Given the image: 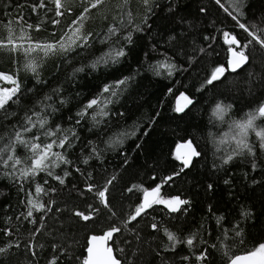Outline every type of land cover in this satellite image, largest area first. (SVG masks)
Returning <instances> with one entry per match:
<instances>
[{
    "label": "trees",
    "instance_id": "1",
    "mask_svg": "<svg viewBox=\"0 0 264 264\" xmlns=\"http://www.w3.org/2000/svg\"><path fill=\"white\" fill-rule=\"evenodd\" d=\"M44 2L46 8L34 11L33 5L39 0H0V36L7 34L5 25L19 29L17 18L23 16L27 23L42 26L38 32L30 30L33 39H59L83 7L81 0H68L71 13L56 17L51 0ZM221 3L236 14L232 0ZM120 5L118 0L107 11L93 9L97 15L84 24V31L94 34L91 46L66 56L58 53L45 58L38 76L25 70L23 55L0 51V72L16 73L23 90L20 103L9 107L15 115H0V136L10 135L26 112L39 110L40 102L58 109L50 117L51 126L74 129L78 136L67 150L71 163L54 170L64 177L63 184L40 173L24 182L25 190L21 191L19 184L0 169V246L20 244L0 256V264H49L53 256L59 257L57 264H82L88 237L103 234L113 223L122 231L109 243L114 250L123 249L117 252L122 264H201L196 257L204 249L208 259L202 264H227L225 245L238 255L264 242V151L255 133L250 131L248 137L256 148L255 156L245 152L224 163L235 147L234 122L245 120L264 102V50L255 46L247 64L235 72L226 71L208 84L215 67L228 68L230 46L223 33L236 35L242 43L248 39L215 0H151L148 6L140 0L123 10ZM240 10L244 13L242 22L264 27V0H243ZM128 11L132 13L131 24L125 15ZM53 19L60 23L53 24ZM114 25L118 31L106 38ZM136 26L142 31L134 30ZM129 33L131 43L126 39ZM113 48H123L126 55L118 63L91 67ZM81 68L83 71H77ZM125 77L130 79L119 96L112 97L114 102L107 106L109 115L97 116L102 122L93 121L92 109L82 119L77 116L105 85ZM0 82V86H10ZM182 94L191 103L176 111L177 97ZM217 104L232 105L223 120L214 114ZM255 123L264 127V118ZM117 140L122 143H115ZM183 141H191L200 153L188 167L174 153ZM17 154L22 158L30 155L22 147ZM64 172L70 174L64 176ZM113 176L116 179L107 193L108 208L94 192L87 191V185L102 187ZM169 176L172 179L164 183ZM36 184L55 189L39 194L40 203H54L50 204L51 211H34L32 218L25 219L21 213H26V193L32 191L35 197ZM158 185L164 199L180 196L190 201L183 206L187 211L172 213L164 204H154L125 228L123 221L141 202L143 189ZM92 209L98 211L90 221L74 215L75 211L87 214ZM218 217H223L219 223ZM153 223L157 230L152 229ZM236 225L241 236L233 231ZM5 228L13 235L5 236ZM165 229L181 240L197 233L194 246L177 243L173 247ZM29 244L37 253L35 258L26 248Z\"/></svg>",
    "mask_w": 264,
    "mask_h": 264
},
{
    "label": "snow or ice",
    "instance_id": "2",
    "mask_svg": "<svg viewBox=\"0 0 264 264\" xmlns=\"http://www.w3.org/2000/svg\"><path fill=\"white\" fill-rule=\"evenodd\" d=\"M54 5V12L56 17H62L66 13H71L72 8L66 6L68 0H51ZM109 0H81L83 5L80 15L72 21L69 25V30L59 37V39H53L49 41H40L33 39L30 30L40 31L41 24L37 23L35 25L27 23L23 16L17 18V23L20 25L19 31L13 29L12 27L5 25L7 28V34L5 36H0V51H7L13 55H23L27 58L24 68L26 71H30L36 76L39 75V68L42 66V62L45 58L55 55L63 54L76 51V49H83L91 46L93 42L94 34L90 31H84V23L90 18V14L93 9L100 10L103 6H106ZM130 2V0H121V10ZM145 6L151 3V0H142ZM216 4L219 5L235 22L238 28L242 29L244 33L247 34L248 39L243 43L237 38L236 35L224 32L225 43L228 44L230 58L228 60V68L226 69L223 65L217 66L211 72L210 79L207 83L211 84L213 81L220 79V77L228 70L236 71L237 69L243 67L249 62L251 51L254 50L255 46L264 50V27L259 25L251 24L248 21H241V17L244 15L241 9L243 0H232V6H234L235 13L229 10V7H225V4L221 3V0H215ZM46 8L44 0H39V3L33 5V10ZM151 11V9H148ZM204 11V9H201ZM127 23H132V13L130 11L126 12ZM53 24H59V19H53L51 21ZM11 23V22H10ZM123 23V21H122ZM136 31H142L139 26L134 29ZM118 31L117 26H112L108 29L106 38L115 35ZM54 35V34H53ZM106 38L101 40V43L106 42ZM129 43L132 42L131 33L126 37ZM235 47H232V46ZM247 53V54H246ZM126 55L123 48L120 49H110L107 53L102 54L97 60L91 65L92 68H96L99 64L107 65L109 61L112 63H118L119 58ZM171 67V66H169ZM77 71H83V68ZM130 77H125L124 79L118 80L112 84L105 85L100 93L89 100L77 116L81 119L88 115L89 109H92L94 115L92 116L93 121L99 124L100 120H97V116L106 117L109 115L107 106L113 103L112 97H118L123 91L124 86L127 85ZM0 81L6 82L11 85V87L0 86V115L4 118H8L15 113L9 111L10 105H18L20 103L21 96L23 95L22 82L20 81L16 73L6 74L0 72ZM42 82V81H38ZM107 94V95H105ZM182 98L186 103H191L186 96ZM46 99L50 100L51 97ZM65 103V101H61ZM232 105L217 104L214 110V114L218 116L221 120L224 119L225 114ZM183 106L178 107L176 111H182ZM58 111L52 105L40 102L39 110H29L25 113L24 117L19 121L18 126H13V131L6 138L0 136V169H3V175L9 177L14 183L19 184L20 190L24 191V182L28 180H34L40 173H46L47 176L53 177L60 184L64 183V177L55 174V169L60 167V165H68L71 161L67 158V150L74 145V141L78 139V136L74 129H63L59 124L51 126L49 124L50 117L52 113ZM258 118H264V102H261L259 106L253 111L248 113L247 118L243 121L234 122L233 126V136L232 139L235 141V147L231 154L227 156L224 163L227 164L233 159L234 156L244 155L247 152L249 155H256V148L253 144L249 143L248 137L249 133L254 132L256 138L259 140V148L264 151V127H259L256 125L255 121ZM76 124L80 123V119L75 121ZM115 143H122V140H117ZM18 147H22L30 155L26 157H21L17 154ZM188 151L182 155L178 156L177 159L182 160L184 167H188L191 163L193 157H198L200 153L193 147L191 141L186 145ZM54 149H63L64 151H57ZM84 163L87 164L88 160L85 159ZM256 165L253 164V168ZM79 169H77L78 171ZM183 171V168L180 169ZM70 173L64 172V176ZM178 174V173H177ZM116 178L113 176L109 178L102 187H98L96 184H88L87 191L94 192L97 199L105 206L110 208L111 204L107 198V193L109 192V186L112 185ZM172 177L169 176L165 179L164 183L171 180ZM227 183V181H225ZM47 184V181H44ZM137 186H133L136 188ZM212 185H209L211 188ZM133 188H129L128 191H133ZM49 191H55V189H45L42 184H36L35 186V197L32 191L26 193L27 199L24 201L26 213H21L25 219L32 218L35 212H48L51 211L50 204L54 202H49L48 204L39 202V194H48ZM161 188L156 186L155 188L143 189V199L142 201L134 207L133 211L128 215L127 219L123 221L124 227L126 228L128 224L133 221H137L138 217H141L148 208H151L154 204H164L172 213L180 212L182 209L187 211L183 206L188 205L190 201L182 199L180 196L171 197L164 199L160 196ZM92 206L89 205V208ZM211 210V209H210ZM98 211V209H92L91 212L87 214L83 211H75L74 215L87 222L93 219V214ZM247 215V213H244ZM115 215V213H113ZM20 217H17L19 219ZM223 217H218L217 222L219 223ZM32 223H36V220H32ZM41 228L44 226L43 218L40 222ZM153 230H157V224L153 223L151 225ZM5 236H12L13 233L10 229H2ZM122 231L121 227L113 223L107 230L103 232L102 235H92L88 241V247L86 249L87 256L82 260V264H122V261L117 258V252L122 253L123 249H116L109 243L113 241V237ZM167 235L168 240L175 247L177 243H185L189 248L194 246V241L196 239L197 233H193L184 240H181L175 233L164 230ZM236 236H241L239 230V225H236L233 229ZM35 235V233H33ZM227 231L224 232V237L227 238ZM15 247L19 248L20 244H13L7 242L5 246H0V256L6 255L10 250ZM212 247H216L215 244ZM27 250L31 252L33 258L37 256V253L33 251V246L31 244L26 246ZM55 248V245H54ZM227 249L224 255L228 257L227 264H264V242H259L257 245L253 246L252 249L246 251L243 254H233L231 251V246L225 245ZM61 251H65L61 249ZM59 257L53 256L49 260V264H57ZM187 260L188 257H183ZM197 261L202 262L208 259L207 249L201 251V253L196 257Z\"/></svg>",
    "mask_w": 264,
    "mask_h": 264
},
{
    "label": "water",
    "instance_id": "3",
    "mask_svg": "<svg viewBox=\"0 0 264 264\" xmlns=\"http://www.w3.org/2000/svg\"><path fill=\"white\" fill-rule=\"evenodd\" d=\"M230 55L231 54H229V57H228V60H229V58H230ZM238 70V69H237ZM236 70V71H237ZM233 72H235V71H233ZM187 103H186V101L182 98V95H179L178 97H177V100H176V107L178 108V107H181V106H185ZM189 141H183V142H180V143H178L177 145H176V147H175V149H174V153H175V156L176 157H178V156H182V155H184L187 151H188V149L186 148V145H187V143H188ZM194 147V146H193ZM194 158L195 157H193L192 158V160H191V163L193 162V160H194ZM182 161V160H181ZM191 163H190V165H191ZM189 165V166H190ZM153 188H155V187H153ZM152 189V188H151ZM151 189H149V190H151ZM142 199H143V195H142V198H141V201H142ZM92 235H97V236H99V235H102V234H92ZM92 235H90L89 237H88V240H87V247H88V241H89V238L92 236ZM87 249V248H86ZM241 254H243V253H241ZM239 255V254H238ZM86 256H87V251H86Z\"/></svg>",
    "mask_w": 264,
    "mask_h": 264
},
{
    "label": "rangeland",
    "instance_id": "4",
    "mask_svg": "<svg viewBox=\"0 0 264 264\" xmlns=\"http://www.w3.org/2000/svg\"><path fill=\"white\" fill-rule=\"evenodd\" d=\"M117 1L118 0H111V1H109L108 3H107V5L106 6H103V8H101V9H104V10H106L107 11V9L109 10V9H111L112 7H113V5L114 4H116L117 3ZM120 2H121V0H119ZM140 2V0H130V2L127 4V5H131V4H133V3H139ZM97 11V10H96ZM95 15H97V12H92L91 14H90V18L89 19H87L86 21H88V20H91V18H93ZM85 21V22H86ZM85 24V23H84ZM13 28V27H12ZM13 29H15V28H13ZM17 31H19V29H17ZM25 60H27V58L25 57ZM1 83V82H0ZM9 87H11V85L9 86Z\"/></svg>",
    "mask_w": 264,
    "mask_h": 264
},
{
    "label": "flooded vegetation",
    "instance_id": "5",
    "mask_svg": "<svg viewBox=\"0 0 264 264\" xmlns=\"http://www.w3.org/2000/svg\"><path fill=\"white\" fill-rule=\"evenodd\" d=\"M230 54V53H229ZM227 67H228V64H227Z\"/></svg>",
    "mask_w": 264,
    "mask_h": 264
}]
</instances>
